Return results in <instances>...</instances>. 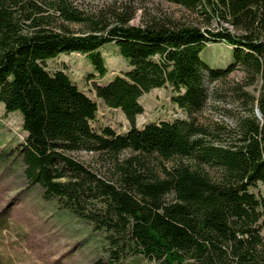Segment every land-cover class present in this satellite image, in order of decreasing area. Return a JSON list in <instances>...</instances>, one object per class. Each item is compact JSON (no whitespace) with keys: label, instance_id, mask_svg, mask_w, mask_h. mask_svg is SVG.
<instances>
[{"label":"trees","instance_id":"trees-1","mask_svg":"<svg viewBox=\"0 0 264 264\" xmlns=\"http://www.w3.org/2000/svg\"><path fill=\"white\" fill-rule=\"evenodd\" d=\"M162 1L207 25L215 21L218 29L170 19L130 26L134 14L123 6L95 16L55 0L49 16L38 0H0V104L5 114H20L25 134L16 147L27 186L19 196L38 191L45 205L91 226L101 238L95 264L135 257L154 264H264V200L250 192L264 189V123L250 111L236 129L214 135L195 119L209 100L206 84L224 83L240 70L250 86L261 83L258 96L242 88L232 93L264 120V0ZM60 23L82 31L72 34ZM210 44L232 49L226 70L200 61ZM106 45L117 47L130 67L94 86L107 109L125 116L130 130L121 135L93 129L96 103L64 72L45 68L61 54H78L101 80L99 51ZM166 87L185 118L136 129L139 99ZM77 153L107 157L114 181L68 156ZM125 153L132 156L121 159ZM150 160L173 166L158 177L145 172ZM205 168L218 171V179Z\"/></svg>","mask_w":264,"mask_h":264},{"label":"rangeland","instance_id":"rangeland-1","mask_svg":"<svg viewBox=\"0 0 264 264\" xmlns=\"http://www.w3.org/2000/svg\"><path fill=\"white\" fill-rule=\"evenodd\" d=\"M47 5L48 15L52 16L50 5L55 0H38ZM78 11L84 14L97 15L114 6L126 7L134 14L130 26L140 27L151 20L179 23H194L201 29L217 30L218 25L212 21L205 24L203 19L190 17L176 6L166 4L162 0H67ZM49 5V6H48ZM64 25L72 34H78L82 27ZM55 26V25H53ZM223 28L231 29L225 25ZM106 75L99 79L89 60L78 54H61L56 59L45 63L49 72L62 71L70 81L86 97L97 105V115L92 124L99 131L110 128L121 135L130 130L125 116L120 111L107 109L94 94V86H105L114 77H123L130 71L114 45H106L100 49ZM200 61L210 70H226L234 62L232 49L222 44H210L199 55ZM250 79H245L242 72L235 71L224 82L206 84L209 100L204 111L195 117L199 126L213 131L214 135L224 129H236L240 120L246 118L250 111L257 121L263 125L264 120L255 108H250L232 93L242 88L243 92L256 98L260 89L259 82L253 86ZM170 88L157 89L143 95L138 103L143 114L135 120V127L142 130L150 123L170 122L184 119V115L171 104ZM22 118L19 113L5 114L0 104V264H95L100 256L101 238L91 226L73 217L67 211H58L55 206L45 205L38 196V191H30L22 197L19 193L27 186L22 178V166L18 156L17 145L23 143ZM216 131V133H215ZM13 152V153H12ZM12 153V154H11ZM74 162L88 169L97 177L113 182L114 168L107 157L95 154L77 153L68 155ZM125 153L121 159L131 157ZM145 172L161 177L163 170H169L173 164L159 161H145ZM209 176L218 179V171L205 168ZM258 198L264 200V189L257 185L250 190ZM7 209L6 213L4 210ZM122 264H154L141 258H128Z\"/></svg>","mask_w":264,"mask_h":264}]
</instances>
